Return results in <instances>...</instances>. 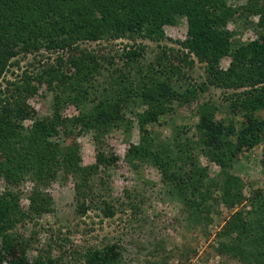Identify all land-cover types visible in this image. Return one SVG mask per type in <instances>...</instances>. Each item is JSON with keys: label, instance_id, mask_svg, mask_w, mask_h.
I'll list each match as a JSON object with an SVG mask.
<instances>
[{"label": "rangeland", "instance_id": "rangeland-1", "mask_svg": "<svg viewBox=\"0 0 264 264\" xmlns=\"http://www.w3.org/2000/svg\"><path fill=\"white\" fill-rule=\"evenodd\" d=\"M247 1L227 0L233 9ZM258 20L255 16H236L237 22H230L229 29L236 33L237 39L248 42L256 38ZM164 29L165 39L161 42L138 40L137 45L145 51L142 60L133 66L122 57L126 45L133 43L127 39L80 41L71 51L53 53L43 49L37 55L21 54L10 61V70L0 79V90L7 91L9 84L22 83L25 72L37 74L40 60L41 65L56 66L58 57L63 56L68 61L73 55L79 56L80 51L96 57L103 69H107L95 79H88L85 87L90 90L71 92V99L61 110L67 125L60 128V136L51 141L68 147L64 153L68 152L67 155H73L74 159L70 164L56 163L63 150L48 152L50 159L56 157L48 164L50 169L46 168L53 179L43 184L38 178L37 182L41 185V193L50 198L51 210L32 219L28 215L26 218L17 216L16 225L10 230L12 235L27 242L30 260L45 253V257L57 259L61 264H85L91 249L117 244L122 250L121 264H245L218 255L216 249L220 242H230L237 235L234 233L230 238L222 235V228L229 220L238 213L244 216L253 208L257 192L260 193L257 201L264 199V141L237 154L232 173L235 188L242 193L243 201L229 208L221 197V188L212 189L209 202L202 200L199 191L204 194L207 190L202 183L194 186L187 182L182 161L187 159L181 155L186 154L200 162L211 178L217 177L220 167L195 150L194 143L199 141L197 114L213 102L224 105L218 110L217 118H228L226 98L235 91L214 86L213 77L206 71V61L182 47L181 43L189 39L187 19ZM164 52L169 58L170 69L166 78L159 72L152 74V79L137 76L138 68L143 74L151 65L153 71L157 70L156 59ZM178 55H185L184 58L192 63L184 62L181 69H176L181 62ZM12 62L19 65L11 66ZM34 62L36 64L30 66ZM230 62L231 58L224 57L220 66L227 69ZM115 69H118L117 73L122 72L125 80L119 88L110 84L109 77ZM172 69L175 72H171ZM114 76L119 77L118 74ZM164 88L171 93L167 98ZM44 90L22 105L24 109L21 110L11 100L10 108H14L19 116L17 125L25 130L36 118L52 114L53 94ZM119 92L120 98L117 97ZM6 96L2 95V98ZM121 99L125 105L120 103ZM1 105L6 106V103ZM109 112H116L119 117H109ZM256 117L264 119V112H257ZM244 120V114L234 118L239 129ZM9 133L6 131L5 134ZM182 134L190 140L189 146L181 150L180 156L173 157L170 151L179 146ZM96 135L101 138L97 139ZM186 142H182V149ZM11 147L12 151L7 149L5 159L21 153L25 144L14 142ZM157 152H161L159 158L154 156ZM77 164L87 171L92 165L98 167L94 180L97 184L106 183L107 188L101 194L109 201L114 212L112 217H105L102 211L95 210L91 200L84 199L83 202L79 198L75 202L73 173H77ZM35 185L34 181H24L10 188L19 196L18 209L29 207ZM7 187V182L0 178V196ZM235 188L234 192H237ZM211 197L216 202H211ZM204 203L212 204L209 213L200 211ZM83 204L92 208L85 215L76 214V208H83ZM258 219H264L263 213ZM1 242L0 239V245Z\"/></svg>", "mask_w": 264, "mask_h": 264}, {"label": "trees", "instance_id": "trees-1", "mask_svg": "<svg viewBox=\"0 0 264 264\" xmlns=\"http://www.w3.org/2000/svg\"><path fill=\"white\" fill-rule=\"evenodd\" d=\"M241 15L259 19L256 38L248 42L237 39L236 33L229 29V23H236V16ZM183 19L188 22L189 39L181 43L182 47L201 61H206V71L213 77L214 86L235 92L226 98L228 118H217L218 110L224 105L213 102L197 114L199 141L194 143L195 150L220 167L216 178H211L208 169L203 168L200 162L193 161L186 154L181 155V150L188 147L190 141L185 139L184 134L178 142L179 146L170 152L173 157L181 155L187 159H182L187 171L185 179L191 185L202 183L205 186L204 190L207 191L204 194L199 191L203 201L209 202L212 189L221 188V197L225 199L226 206L233 208L244 200L240 190L235 188V176L232 173L238 160L237 154L264 141V119L256 117L257 112H264V0H248L237 9L231 8L227 0H0V79L10 70V61L21 54L37 55L43 49L53 53L71 51L77 42H96L100 39L132 41L131 45L124 48L122 57L127 59L128 65L133 66L142 60L145 51L137 45L138 40L161 42L165 39L164 28L176 26ZM184 56H177L181 62L176 69H181L184 62L192 63ZM224 57L231 58L227 69L220 66ZM167 58L164 52L156 59L157 70L153 71L151 65L143 74L138 68L137 76L152 79V74L159 72L166 78L170 72ZM13 63L11 66L19 65L18 62ZM35 64L31 63L30 66ZM105 70L96 57L80 51L79 56L73 55L68 61L63 56L58 57L56 66L41 65L40 60L37 74L25 72L22 83L9 84L7 91L0 90V178L8 185L7 191L0 196V264H61L57 259L45 257V253L30 260L27 256V242L12 235L10 230L14 229L17 216L26 218L28 215L32 219L35 215L51 210V200L41 193V185L37 182L38 178L42 179L40 181L43 184L53 179L48 164H52L56 157L50 159L48 152L60 153L59 150H63L57 156L59 159L56 163L70 164L71 159L72 162L74 159L73 155L64 153L68 147L64 148L60 143L51 141L59 137L60 128L67 125L61 110L65 102L71 99V92L90 90L85 87V83H89V78L95 79L104 74ZM117 72L118 69H115L109 77L112 81L110 84L115 88H119L125 81L122 72ZM171 72L175 71L172 69ZM117 74L119 77L114 76ZM43 88L45 93L53 94L52 114L36 118L32 126L25 130L17 125L16 119L19 116L15 114L14 108H10L13 105L11 100L19 106V110L24 109L22 105L32 97L39 96ZM168 93L171 94L164 88L166 98ZM2 95L7 96L2 98ZM117 97L120 98V92ZM3 102L6 106L1 105ZM120 103L125 105L123 99ZM116 114L108 113L109 117H119ZM240 114H244L245 118L241 129L234 121ZM6 131L11 133L5 134ZM96 138L100 139L101 136L96 135ZM183 141L187 142L182 149ZM14 142H22L25 147L21 153L15 156L11 154L5 159L7 149L12 151ZM154 156L159 158L161 152ZM79 166H75L78 170L73 173L75 202L79 198L83 202L84 199L91 200L95 210L102 211L105 217H112L114 212L109 201L101 194L107 188L106 183L97 184L94 180L98 167L92 165L87 171ZM24 181H34L36 185L29 207L23 210L18 209L19 196L10 188ZM234 188L237 192H234ZM259 197L260 193L257 192L252 202L254 207L245 213L248 216L238 213L222 228V235L226 238L234 236V233L237 235L230 242L219 243L216 249L218 255L244 261L245 264H264V219H258L260 213L264 215V199L257 201ZM210 201L216 202L212 197ZM210 205L206 203L200 211L209 213ZM82 207L76 208L75 213L85 215L92 208L85 204ZM121 260L122 250L119 245L109 244L100 249H91L85 264H121Z\"/></svg>", "mask_w": 264, "mask_h": 264}]
</instances>
